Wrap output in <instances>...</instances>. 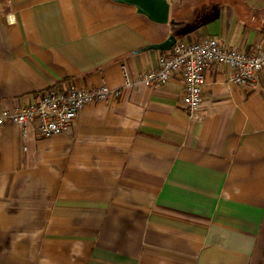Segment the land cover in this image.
Listing matches in <instances>:
<instances>
[{
  "label": "crops",
  "instance_id": "0c3cea01",
  "mask_svg": "<svg viewBox=\"0 0 264 264\" xmlns=\"http://www.w3.org/2000/svg\"><path fill=\"white\" fill-rule=\"evenodd\" d=\"M168 2L158 24L113 0H0V116L59 84L121 89L61 136L0 126V264H264V70L241 86L211 66L196 117L180 78L124 86L177 33L253 54L264 0Z\"/></svg>",
  "mask_w": 264,
  "mask_h": 264
},
{
  "label": "built area",
  "instance_id": "2783aa9c",
  "mask_svg": "<svg viewBox=\"0 0 264 264\" xmlns=\"http://www.w3.org/2000/svg\"><path fill=\"white\" fill-rule=\"evenodd\" d=\"M8 19L11 23L15 22L12 15ZM213 65L228 67L234 84L257 85L264 70V47L247 54L234 47H224L215 38L198 43L177 41L170 51L162 53L155 70L141 75L136 81L129 79L125 72L124 86H153L180 78L184 81L183 104L196 117L201 113L205 71ZM120 93L121 89H111L104 84L91 88L55 85L37 94L33 104L21 110L4 112L0 116V126L11 123L21 129L23 137L32 127L42 138L61 136L69 133L87 105L111 103Z\"/></svg>",
  "mask_w": 264,
  "mask_h": 264
},
{
  "label": "water",
  "instance_id": "95a60500",
  "mask_svg": "<svg viewBox=\"0 0 264 264\" xmlns=\"http://www.w3.org/2000/svg\"><path fill=\"white\" fill-rule=\"evenodd\" d=\"M114 2L133 6L137 13L148 17L151 21L158 24H167L170 20V4L168 0H113ZM177 42V37L171 35L165 42L157 45H150L138 53L145 51H170Z\"/></svg>",
  "mask_w": 264,
  "mask_h": 264
},
{
  "label": "trees",
  "instance_id": "16d2710c",
  "mask_svg": "<svg viewBox=\"0 0 264 264\" xmlns=\"http://www.w3.org/2000/svg\"><path fill=\"white\" fill-rule=\"evenodd\" d=\"M193 32H194V31H193ZM175 36L179 38V35H178V33H177Z\"/></svg>",
  "mask_w": 264,
  "mask_h": 264
}]
</instances>
